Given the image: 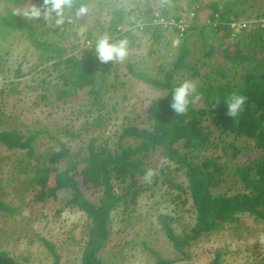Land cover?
<instances>
[{
    "label": "trees",
    "instance_id": "16d2710c",
    "mask_svg": "<svg viewBox=\"0 0 264 264\" xmlns=\"http://www.w3.org/2000/svg\"><path fill=\"white\" fill-rule=\"evenodd\" d=\"M255 1L259 0H192L182 6L178 0H145L137 8H133L138 18L146 16L143 25L137 27L139 32L133 34L130 31L122 34L118 29L127 12L112 4V0H73L72 7L64 9L69 11L67 22H70L81 7L85 8L92 2L103 3L102 7L109 15L108 22H105L108 24L107 32L119 34L114 41L134 39L131 41L134 42L141 38L140 35L153 29V41L160 42L167 33H164L163 23L152 25V15L158 10L163 20L173 19L176 22L174 30L181 35V43L171 67H162L158 74L151 75L137 71L132 64H128L129 71L135 78L162 91V97L151 100L144 109L148 126L128 124L113 142L106 139L98 144L99 139L91 137L86 147H79L75 152L63 144L61 150L46 156L37 153L35 149V141L41 131H0V144L11 151L25 150L23 154H26V158L19 161L22 166L20 173H26L27 184L36 191L37 199H57L59 192L64 191L69 195L66 206L77 207L91 219L92 226L83 249L82 264H115L107 263L99 256L111 236L109 224L112 213L123 204H135L139 195L147 189L133 185L139 177L147 176L149 166L145 159L155 151L158 152L156 162H165L161 172L169 192L174 195L173 201L178 204L182 199L185 205L189 204L187 211L193 213L196 220L190 230L184 229L177 234L168 216L161 215L159 218L167 238L183 256L182 259L190 258L188 248L201 236L236 222L240 214L264 220V26L253 24L250 29L233 27V24L240 23L244 18L245 6L254 5ZM158 4L159 7L154 8ZM32 5L41 8L39 18H31L25 14ZM191 6L195 7L191 13L192 21L183 23V15L181 17L179 11ZM44 11V0H0L2 44L12 41L14 34L19 35V38L29 41L34 50L40 53L41 63L34 66L40 67L44 62H51L50 68L47 65L41 69V74H45L41 80L42 83L51 84L52 81L47 82L46 77H51L56 72V82L52 87L58 101H65L85 91L88 98L92 99V106L102 105L104 93L117 89L115 82H108V75L112 72L110 62L100 63L93 49L83 48L78 53H70L67 43L65 44L69 41L65 36L66 24L57 25L50 35L44 33L41 24ZM50 16L59 19L55 12ZM260 17H264V12ZM195 35H198L204 45L206 61L201 65L190 60L193 50L189 39ZM91 36L92 33L88 42L95 41ZM213 41H220V44L222 41L221 47L217 48ZM5 52L3 54L0 50V65L8 62L6 56L10 49ZM154 53L155 50L151 49L149 55ZM216 54L219 55L215 61L217 65H212L213 70L202 74L200 67L205 66ZM239 65L241 68L237 69ZM34 66L31 65L25 72L22 71V65H19L15 77L20 80L27 76ZM2 70L0 67V73H3ZM189 70L193 76L202 77L201 83H198V91L203 98L194 100L185 115L177 116L170 108L171 90L181 82L177 76ZM213 72L219 78L213 77ZM29 87L35 88L31 85ZM42 88L45 91L50 89ZM9 89L11 93H21L16 83ZM234 91L247 97L245 111L238 121L226 115L227 106L223 101ZM1 93L5 95L4 90ZM41 98L49 101L47 93L42 94ZM218 101L220 102L217 104ZM208 121L210 125L206 124ZM103 122L102 118H97L94 124ZM214 130L220 134L233 135L235 139L244 137L251 140L261 154L244 165H232L227 170L228 163L224 157L229 149H234L231 158H236L245 146H238L234 142L220 146L213 144L211 139ZM67 134L80 136L71 130H67ZM218 149L221 151L214 153ZM175 174L184 176L185 181L178 182ZM232 179L238 180L243 188L234 193L230 190L221 192L220 189ZM82 181L86 183L85 188L81 187ZM86 190L91 191L92 195L98 194V200L88 197ZM15 212L16 207L0 200V213L13 215ZM152 253L157 264L175 262L162 258L156 251ZM54 254L58 262L59 255ZM218 263L217 259L213 264ZM0 264L18 263L9 253L2 251Z\"/></svg>",
    "mask_w": 264,
    "mask_h": 264
},
{
    "label": "rangeland",
    "instance_id": "374dc122",
    "mask_svg": "<svg viewBox=\"0 0 264 264\" xmlns=\"http://www.w3.org/2000/svg\"><path fill=\"white\" fill-rule=\"evenodd\" d=\"M142 1L145 0H112V4L122 7L127 12L123 23L118 27L122 34L127 31L131 34L139 32L137 27L143 25L146 16L138 18L133 8H137ZM189 1L192 0L181 2L178 0V3L183 6ZM102 6L103 3L92 2L85 7L86 12L71 17L70 22H67L69 11L63 12L61 24H66L65 36L69 41L65 44L67 43L70 53H78L83 48L92 50L96 39L104 33L109 34L113 40L119 35L107 32L108 24L105 22H108L109 15ZM158 7L159 4L154 8ZM245 7L246 14L241 21L260 22V15L264 12V0L255 1L254 5L247 4ZM193 8L195 7L191 6L188 9L184 7L183 11H179V15L181 17L183 15L181 18L183 23H191ZM154 12L152 25L163 23L166 37H162L160 42H154L151 29L148 33L140 35V39L128 41L127 58L123 62L109 63L112 72L108 75V82H115L117 89L105 92L103 104L97 107L92 106V99L88 98L85 91L65 101H58L52 87L56 82V72L51 77H46L47 82L52 81L51 84L42 83L41 80L45 77V74H41V69L47 65L50 68L51 62H44L40 67L34 66L41 63L40 53L34 50L29 41L19 38V35L14 34L12 41L6 44H2L0 40V50L3 54L10 49L6 56L7 64L0 65L3 68V73H0V131L2 129H20L23 133L41 131L35 141V149L37 153L46 156L61 150L63 144L75 152L79 147H86L91 137H97L98 144L106 139L113 142L121 129L128 124L148 126L144 109L151 100L157 99L158 96L162 97L160 95L162 91L135 78L129 71L128 64H132L137 71L156 75L162 67L167 69L172 66L177 55V47L181 43V35L174 30L176 22L173 19L163 20L159 10ZM53 18L49 16V19L43 18L41 21L43 32L48 35L58 25L57 19ZM91 33L94 42H88ZM213 42L217 48L222 45V41L221 44L220 41ZM189 43L193 50L190 60L196 65H201L206 61L201 39L195 35L189 39ZM151 49L155 50L154 55H149ZM217 57L218 54L210 58L209 63L201 66L199 71L203 74L213 70L212 65H217L215 62ZM19 65H22V71L25 72L31 65L34 68L19 80L15 77ZM239 68L240 65L237 66V69ZM234 72L235 70L232 75ZM212 76L219 78L214 72ZM32 78L38 80L33 81ZM177 78L178 81L184 79H193L198 83L202 81L201 76H193L190 70L181 72ZM15 83L21 91L20 94L10 92L9 88ZM29 85L35 88H30ZM42 87L50 89L45 91ZM2 90L5 91V95H2ZM44 93H47L49 101L41 98ZM202 98L203 96L199 94V100ZM97 118H102L104 122L95 125L94 121ZM206 124L210 125V122ZM67 130L74 131L80 136L67 134ZM211 141L219 146L232 142L238 146H245L243 152L236 158H231L234 149L232 147L229 149V153L224 157L228 163L227 170H230L232 165L234 167L244 165L261 154V151L254 147V143L244 137L235 139L233 135L220 134L214 130ZM220 151L221 149H218L214 153ZM24 152L25 150L21 149L11 151L0 144V200L16 207L13 215L0 213V252L9 253L18 264H82L83 249L91 231V219L77 207L66 206L69 195L64 191L59 192L57 199L49 198L44 201L37 199L36 191L27 184L26 173H20L22 166L19 161L23 157L26 158ZM157 156L158 152L155 151L145 159L149 171L153 174L139 177L133 185L147 189L139 195L135 204H123L112 213L109 224L111 236L99 256L107 263L157 264L152 253L156 251L164 259L175 260L172 264H213L217 259L218 264H264V220L249 214H240L236 222L201 236L188 248L190 258L182 259L183 256L167 238L159 218L161 215L168 216L177 234L182 233L184 229L190 230L196 220L193 213L187 211L189 204L185 205L182 199L178 204L173 201L174 195L169 192L170 189L161 172L165 162L162 160L156 162ZM174 176L178 182L186 179L180 174ZM242 186L238 180L232 179L228 180L220 191L230 190L234 193L240 191ZM81 187L85 188L86 183L82 181ZM86 192L88 197L98 200V194L92 195L88 190ZM54 253L59 255L58 262Z\"/></svg>",
    "mask_w": 264,
    "mask_h": 264
},
{
    "label": "clouds",
    "instance_id": "9594fccd",
    "mask_svg": "<svg viewBox=\"0 0 264 264\" xmlns=\"http://www.w3.org/2000/svg\"><path fill=\"white\" fill-rule=\"evenodd\" d=\"M72 4L73 0H44V19H49L50 14L55 12L56 16L59 17L56 23L58 25L63 23L64 9L72 7ZM84 12H86V9L81 7L78 14H83ZM25 14L31 18H39L41 16V8L32 5ZM259 19L260 22L250 21L247 23V21H240V23L233 24V27L234 29H250L253 24H257L258 27L264 26V17ZM244 23L246 26L242 27ZM93 51L100 63L123 62L128 56V41L127 39L114 41L109 34L104 33L96 39ZM171 94L172 99L170 108L177 116L185 115L189 110L190 104L193 103L194 100L199 99L198 82L193 79H184L172 88ZM223 101L227 106L226 115L232 118V120L238 121L241 114L245 111L247 97L243 93L234 91ZM219 102L220 101H218L217 104ZM152 174L153 173L149 171L147 176H151Z\"/></svg>",
    "mask_w": 264,
    "mask_h": 264
},
{
    "label": "built area",
    "instance_id": "2783aa9c",
    "mask_svg": "<svg viewBox=\"0 0 264 264\" xmlns=\"http://www.w3.org/2000/svg\"><path fill=\"white\" fill-rule=\"evenodd\" d=\"M246 26V24L244 23L243 25H242V27H245Z\"/></svg>",
    "mask_w": 264,
    "mask_h": 264
}]
</instances>
